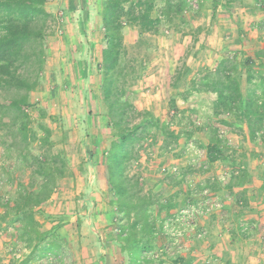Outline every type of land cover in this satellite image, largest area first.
<instances>
[{"label": "rangeland", "instance_id": "1", "mask_svg": "<svg viewBox=\"0 0 264 264\" xmlns=\"http://www.w3.org/2000/svg\"><path fill=\"white\" fill-rule=\"evenodd\" d=\"M190 1L199 12L189 15L193 26L185 29L186 34L164 26L159 34H147L141 48L131 49L133 54L149 58L142 78L132 90L135 107L152 112L163 124H170L175 134H185L191 124H195L193 128H202L215 120L212 108L215 96L193 91V78L204 71H214L224 57L235 52L244 50L247 56H254L264 48V11L252 10L254 0H243L245 5L235 2L231 12L220 6L216 15L212 0ZM220 2L223 4L224 0ZM104 3L105 0H49L47 9L52 18L44 72L40 86L30 94L34 106L30 111L31 128L36 139L30 140L24 150L29 155L28 161L19 156L26 145L19 138L8 142L10 139L5 136L8 130L0 127V210L6 209L13 215L6 223L11 225V230L5 227L1 235L12 246L11 250L8 248L12 264H23L28 258L31 259L28 264L127 262L116 241L119 217L101 195V190L107 188L102 159L107 156L113 133L100 94L98 72L105 47L100 16ZM197 27L203 31L188 35L189 30ZM240 31L244 35L242 44L237 43ZM124 35L128 46L135 45L140 38L135 27H126ZM179 73L182 79L178 81ZM260 85L258 79L251 85L245 82L244 89L259 91ZM90 90L94 91L92 95ZM21 93L0 89V101ZM172 100L177 102L179 115L172 109ZM41 125L52 131L51 143L44 146ZM194 130L192 139L183 136L175 147L174 144L167 146L162 138L157 143L149 139L140 159L129 169L130 176L138 177L144 184L145 195L163 203L171 201L173 205L169 214L163 215V221L160 217L157 219L160 226L152 239V250L147 254L156 264H187L188 261L222 264L226 260L220 248L215 254L211 246L224 244L227 252L226 227L231 226L234 218L240 221L256 214L257 209L264 213L262 133L252 142L245 125L246 137L238 130L221 127L224 138L242 146L236 158L242 159L243 166L253 174V185L246 196L238 194L227 199L225 188L232 176V165L219 162L209 167L205 148L210 132ZM40 146L50 160L61 154L68 168L65 177L57 180L51 200L35 208L41 229L52 228L40 250H46L53 240L65 250L58 256L43 258L31 257V248L19 238L20 223L14 219L15 212L6 207L24 190L40 188L42 178L34 174L37 166L32 160L40 156ZM216 184L219 187L214 190ZM185 210L194 211V228L189 224L191 221L180 218ZM151 212L156 215V208L152 207ZM255 222L243 220L240 226ZM200 233L202 237L198 236Z\"/></svg>", "mask_w": 264, "mask_h": 264}, {"label": "trees", "instance_id": "2", "mask_svg": "<svg viewBox=\"0 0 264 264\" xmlns=\"http://www.w3.org/2000/svg\"><path fill=\"white\" fill-rule=\"evenodd\" d=\"M212 1L214 15L220 6L231 12L235 2L245 5L243 0H224L223 4L220 0ZM254 1L252 10L264 11V0ZM48 2L0 0V89L22 92L0 101V127L8 130L5 135L10 139L8 142H15L19 138L26 145L19 155L24 161H28L29 156L24 150L30 145V140L36 139L31 128L30 111L34 106L30 94L40 86L46 62L48 28L52 18L47 9ZM198 10L193 8L190 0H105L100 11L105 47L98 66L99 85L102 101L106 105L108 125L113 130L107 156L101 158L105 164L107 183L101 195L119 217L116 241L127 257L125 264H156L147 254L152 250V239L160 226L157 219L160 217L163 221L173 209L171 201L163 203L151 195H145L144 184L138 177L129 174L130 167L140 159V153L149 139L157 143L162 138L167 146L174 144L175 147L183 136L192 139L194 129L205 134L209 131L205 161L209 167L219 162H230L233 168L225 188L227 199L236 198L238 194L246 196L253 185V174L243 166L242 159L236 158V152L242 146L224 138L221 127L238 130L246 137L245 125L252 142H256L262 133L264 146V48L254 56H247L244 50L235 52L232 56L224 57L214 71H204L191 80L193 91L215 96L212 104L215 120L206 127L193 128L195 124H191L185 134H175L170 124H163L148 110H138L133 103L132 90L142 78L144 64L149 58L133 54L131 49L141 48L146 43L147 34H159L164 26L175 27L186 34L185 29L193 26V18L189 15H197ZM126 27L138 29L140 38L135 45L126 44ZM189 31L188 35L194 36L203 28ZM243 36L240 31L237 43H243ZM177 79H182V73ZM257 79L261 84L259 91L244 89L245 82L251 85ZM92 90L91 95L94 93ZM171 105L179 115L181 112L177 102L172 100ZM41 129L44 132L42 146L50 144L52 131L44 125H41ZM42 146L39 148L40 156L32 158L37 166L34 174L42 178L40 188L24 190L14 202L6 204L8 209L14 210V219L20 223L19 238L32 249L31 257L40 258L58 256L65 251L56 240L50 242L46 250H40V245L52 232L41 229L35 208L51 200L57 180L64 178L68 170L61 154L50 160L42 152ZM242 157L245 158V155ZM218 187L214 185V190ZM219 189H222L221 186ZM152 207L156 208V215L152 214ZM238 223L241 225L239 220ZM30 260L28 258L23 264H28Z\"/></svg>", "mask_w": 264, "mask_h": 264}, {"label": "crops", "instance_id": "3", "mask_svg": "<svg viewBox=\"0 0 264 264\" xmlns=\"http://www.w3.org/2000/svg\"><path fill=\"white\" fill-rule=\"evenodd\" d=\"M255 213L256 214L253 213L250 216H245L243 219H240V223L243 220L248 219L250 221L256 220L255 223L251 224L252 229L250 231H244L243 228L239 227L240 225L238 223V220L236 221V218L231 221L232 224H229L231 226L226 227V235H228L227 237L229 238L227 252H225V250L223 249L224 244H219V246H211V250H214V253L220 248L221 252L223 253V257L226 260V262L223 261L222 264H264V213L259 212L258 209L255 211ZM12 217L13 215H11L10 212H8L6 209L0 210V264L13 263L10 262V252L8 250V248L11 250L12 246H10L8 242H5L4 236L1 235L3 232H5V227H8L7 231L11 230V225H7L6 223H8L9 219H11ZM36 220H39L37 215ZM51 229L52 228H47V231H50ZM31 252L32 249L29 251V253ZM215 254H218V252H216ZM227 255H229V257H227ZM188 262L186 263L192 264L190 263V261Z\"/></svg>", "mask_w": 264, "mask_h": 264}, {"label": "built area", "instance_id": "4", "mask_svg": "<svg viewBox=\"0 0 264 264\" xmlns=\"http://www.w3.org/2000/svg\"><path fill=\"white\" fill-rule=\"evenodd\" d=\"M216 206H217V208H218V207L220 206V204L217 203ZM196 213H197V212H196ZM194 216H195V213H194L193 210H185V211L182 212V215H180V218L182 219V221H184L185 219L188 220V221H191V222H189V224H192L191 226L194 228V227L196 226V224H195V222H194V221H195V220H194ZM243 229H244V231H250V230L252 229V227L246 225V226L243 227ZM198 236H199V237H202L203 234L200 233ZM26 251H27V250L25 249V252H26ZM15 255H17V254H15Z\"/></svg>", "mask_w": 264, "mask_h": 264}]
</instances>
